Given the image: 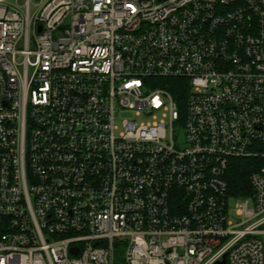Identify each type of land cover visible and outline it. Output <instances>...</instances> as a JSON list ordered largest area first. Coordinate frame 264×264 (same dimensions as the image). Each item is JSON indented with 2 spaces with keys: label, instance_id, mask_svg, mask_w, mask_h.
<instances>
[{
  "label": "built area",
  "instance_id": "2783aa9c",
  "mask_svg": "<svg viewBox=\"0 0 264 264\" xmlns=\"http://www.w3.org/2000/svg\"><path fill=\"white\" fill-rule=\"evenodd\" d=\"M216 263L264 264V0H0V264Z\"/></svg>",
  "mask_w": 264,
  "mask_h": 264
},
{
  "label": "trees",
  "instance_id": "16d2710c",
  "mask_svg": "<svg viewBox=\"0 0 264 264\" xmlns=\"http://www.w3.org/2000/svg\"><path fill=\"white\" fill-rule=\"evenodd\" d=\"M157 84L167 89L176 100L182 115L185 109L190 86L186 78H168L158 80ZM261 160L252 158H232L226 173L228 192L235 196H246L251 194L249 177L251 171L258 167Z\"/></svg>",
  "mask_w": 264,
  "mask_h": 264
},
{
  "label": "rangeland",
  "instance_id": "374dc122",
  "mask_svg": "<svg viewBox=\"0 0 264 264\" xmlns=\"http://www.w3.org/2000/svg\"><path fill=\"white\" fill-rule=\"evenodd\" d=\"M155 114L158 116V120L160 118V114H157L154 112L153 114H148L145 112L138 113L137 110H132V109H122L117 112L116 115V125L118 126V132L121 131L122 129V122L126 119H131V120H136L139 124L141 123H148L152 122L155 120ZM237 205L236 200H231L230 201V207L233 211H235ZM123 258V253L122 250L119 249L117 251V261H122Z\"/></svg>",
  "mask_w": 264,
  "mask_h": 264
},
{
  "label": "water",
  "instance_id": "95a60500",
  "mask_svg": "<svg viewBox=\"0 0 264 264\" xmlns=\"http://www.w3.org/2000/svg\"><path fill=\"white\" fill-rule=\"evenodd\" d=\"M180 141H183L184 140V132L183 130H181V134H180ZM216 264H219V263H216Z\"/></svg>",
  "mask_w": 264,
  "mask_h": 264
},
{
  "label": "bare ground",
  "instance_id": "6f19581e",
  "mask_svg": "<svg viewBox=\"0 0 264 264\" xmlns=\"http://www.w3.org/2000/svg\"><path fill=\"white\" fill-rule=\"evenodd\" d=\"M235 196V195H234Z\"/></svg>",
  "mask_w": 264,
  "mask_h": 264
}]
</instances>
